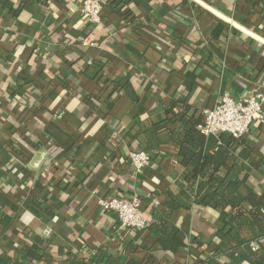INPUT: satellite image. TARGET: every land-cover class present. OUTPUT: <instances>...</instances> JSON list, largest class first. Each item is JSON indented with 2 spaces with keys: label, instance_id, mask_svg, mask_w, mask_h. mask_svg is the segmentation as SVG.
<instances>
[{
  "label": "crops",
  "instance_id": "obj_1",
  "mask_svg": "<svg viewBox=\"0 0 264 264\" xmlns=\"http://www.w3.org/2000/svg\"><path fill=\"white\" fill-rule=\"evenodd\" d=\"M104 1L99 25L83 0H11L0 16V254L22 260L37 245L43 257L25 264H231L215 209L165 206L182 171L166 111L264 92V0ZM245 138L264 191V123ZM139 150L151 164L136 174ZM116 196L139 199L148 225L158 208L179 243L120 229L97 203Z\"/></svg>",
  "mask_w": 264,
  "mask_h": 264
},
{
  "label": "trees",
  "instance_id": "obj_2",
  "mask_svg": "<svg viewBox=\"0 0 264 264\" xmlns=\"http://www.w3.org/2000/svg\"><path fill=\"white\" fill-rule=\"evenodd\" d=\"M10 1L0 0V16L9 8ZM120 3L121 0L116 5ZM20 8H17L18 12ZM115 83L121 87L128 85L124 79H117ZM181 108L179 113L174 107L166 111L174 126L172 135L182 171L176 180V190L168 192L165 206L172 210L191 209L194 205L212 207L218 212L222 224L216 237L230 244V249L224 253L230 263L245 264L250 260L254 264H264V191L259 189L261 164L252 162L251 144L245 136L239 139L226 133L217 137L206 136L199 128L203 114H190L188 104H182ZM248 183L252 188L247 186ZM243 188L246 195L240 193ZM153 215L157 222L148 225L149 232L178 244V227L164 219L158 208L154 209ZM136 231L142 233L144 230ZM40 249L31 245L22 260L0 254V264H25V258L40 259L43 257ZM209 264H218V261L212 259Z\"/></svg>",
  "mask_w": 264,
  "mask_h": 264
},
{
  "label": "built area",
  "instance_id": "obj_3",
  "mask_svg": "<svg viewBox=\"0 0 264 264\" xmlns=\"http://www.w3.org/2000/svg\"><path fill=\"white\" fill-rule=\"evenodd\" d=\"M104 8V0H83L81 12L88 24L99 25L103 22ZM255 122L264 123V92L254 89L241 100L223 95L212 108L203 110L199 128L206 136L226 133L239 139L249 132ZM129 158L136 174L143 173L151 164L150 155L143 150L131 152ZM97 203L101 213L117 216L120 229L144 230L148 226V219L137 198L99 197Z\"/></svg>",
  "mask_w": 264,
  "mask_h": 264
}]
</instances>
